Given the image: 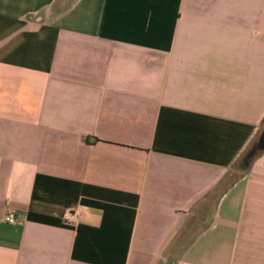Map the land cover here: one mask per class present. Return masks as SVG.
Instances as JSON below:
<instances>
[{"label": "crops", "instance_id": "obj_1", "mask_svg": "<svg viewBox=\"0 0 264 264\" xmlns=\"http://www.w3.org/2000/svg\"><path fill=\"white\" fill-rule=\"evenodd\" d=\"M263 132L264 0H0V264H264Z\"/></svg>", "mask_w": 264, "mask_h": 264}, {"label": "water", "instance_id": "obj_2", "mask_svg": "<svg viewBox=\"0 0 264 264\" xmlns=\"http://www.w3.org/2000/svg\"><path fill=\"white\" fill-rule=\"evenodd\" d=\"M263 150H264V132H263L260 140L258 141V143L254 146V148L250 151V153L244 159L243 168L247 169L250 166L253 159L255 158L256 154L259 151H263Z\"/></svg>", "mask_w": 264, "mask_h": 264}, {"label": "built area", "instance_id": "obj_3", "mask_svg": "<svg viewBox=\"0 0 264 264\" xmlns=\"http://www.w3.org/2000/svg\"><path fill=\"white\" fill-rule=\"evenodd\" d=\"M66 219L68 221H77L78 220V216H77L76 212H73L72 210H69L66 213ZM6 222L9 223V224H15L16 223L15 215L13 213H10L6 217Z\"/></svg>", "mask_w": 264, "mask_h": 264}]
</instances>
